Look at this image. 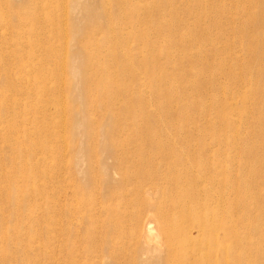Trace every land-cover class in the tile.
<instances>
[{
  "label": "rangeland",
  "instance_id": "1",
  "mask_svg": "<svg viewBox=\"0 0 264 264\" xmlns=\"http://www.w3.org/2000/svg\"><path fill=\"white\" fill-rule=\"evenodd\" d=\"M100 1L109 4L105 11L113 23L95 38L105 42V32L122 29L152 35L147 44L160 54L144 51L142 42L130 38L122 41L124 47L118 48L115 57L105 51L79 57L74 54L75 42H70L61 62L71 68L80 60L90 61L101 75L90 76L84 70L67 73L63 89L45 96L32 93L27 108L40 106L36 125L21 124L22 130H34L39 123L51 127L65 122L55 130L61 145L45 136L17 132L3 141V125L21 121L0 114V193L8 191L0 195V264H142L172 254H218L216 258L234 264L259 261L264 245V193L241 198L228 194L225 184L215 185L217 175L225 177V169L238 162H230L236 149L234 138L244 133L223 132L217 121L208 128L200 116L203 104L211 107L212 121L247 115L239 99L231 100L227 81L215 76L220 66L215 54L232 52L224 48L216 52L218 41L207 35L213 29L212 15L206 21L207 0H168L175 11L166 15L155 6L161 0H137L125 9L134 15L130 17L115 12L113 0ZM215 3L209 0L210 6ZM8 22L16 25L15 17ZM162 28L178 33H159ZM18 38L1 40L0 54ZM44 55L37 52L36 58ZM206 57L209 62L204 61ZM116 58L127 63L121 65ZM5 59L15 64V71L28 70V62L17 63L9 56L0 60ZM140 61L145 65L140 66ZM132 65H137L134 77L128 75ZM27 78L32 86L48 79L43 75ZM8 83L0 74V96L17 87ZM85 86L92 89L80 93ZM60 110L67 112L65 120ZM260 112L264 118V107ZM79 121L83 127H76ZM255 132L262 137L257 146H264L263 119ZM18 136L25 146H51L57 156L38 152L29 153V161L18 157L12 146ZM25 161L38 169L26 172ZM7 175L11 179L6 183ZM208 193L210 199L202 201ZM186 201L185 210L181 209L180 203ZM200 215L198 227L192 219ZM175 227L187 235L174 238L170 232Z\"/></svg>",
  "mask_w": 264,
  "mask_h": 264
},
{
  "label": "bare ground",
  "instance_id": "2",
  "mask_svg": "<svg viewBox=\"0 0 264 264\" xmlns=\"http://www.w3.org/2000/svg\"><path fill=\"white\" fill-rule=\"evenodd\" d=\"M136 1L137 0H113L115 12L122 13L129 17L134 16L130 14L131 11L129 13L125 9L137 4L138 2L136 3ZM153 3H156V1L154 0ZM108 5L109 4L104 2L101 3L100 0H0V41L5 40L9 36L19 37V41L14 45L1 49L0 59L9 56L13 57L17 63H29L27 66L28 70L20 67L15 71L13 70L15 64L8 62L6 59L2 62L0 60V74L4 75L5 81L9 82V85L17 84V87L13 88V90L3 92L0 96V114L10 116L11 118L14 117L16 121H21L7 124L5 127L3 125L1 129L3 133H5L2 137L3 141L8 142L11 139V133L14 134L17 132V135L45 136L49 138L51 142H54V144L60 143L61 145L62 139L59 140V136L56 135L55 130L57 128H62L65 122H63V125L56 122L51 127L46 123H39L37 124L38 129L34 130L28 128L22 130L21 124L36 125L35 116L40 106L32 105L34 107L30 106L31 108H27L29 105L28 101L31 99L29 97L32 93L34 94V92H36V94L38 93L45 96L58 87L63 89L67 81V73H80L81 70H84V72L90 76L98 77L101 75V71H97L90 61L88 64H84L82 60H80L77 65L75 62L71 68H68V66L63 64L64 62H61L64 54H67L70 42L71 44L75 42L76 52L74 54H77L79 57L89 54L90 52L105 54L104 51L115 57L118 48L121 46L124 47V42L122 41H128L130 38L142 42L145 49L144 51L150 52L151 54H160L147 44V41L153 39L152 35L140 36L137 33H128L122 29L114 32H105L107 36L105 42H100L98 38H95L102 33L101 31L104 27L113 23L109 17L108 11H105V7L107 8ZM119 6H122V9H119ZM155 6L158 8L160 7L159 9H162L165 15L175 11L168 0H161L159 5ZM147 7L148 6L145 8ZM206 7H209L207 8L209 13L207 12L206 14V21L211 20L208 19V15H212L211 17L213 19V22L211 21L213 29L208 31L207 35L210 38H216L218 41L216 52H220L222 48H224V51L229 50L232 52V54H215V58L217 57L220 63L218 72L215 76L227 81V90L230 93L231 100H233V97H235L236 100L239 99L247 115L244 118L237 116L235 120L232 117H227L220 120L214 118L212 121L211 107L208 104H203L200 116L202 123H205L208 128L212 126L211 122L215 123L217 121V123L222 126L223 132L228 133L230 131H236L235 133H244V136L237 134L234 138L236 149L235 154L231 156L230 162H235L234 160H238V162L235 163L236 165H234V167L230 166L225 169V177H221L223 174H218L215 179V185L223 183L227 187L228 194L247 198L254 194L264 193V171L263 173L261 172L262 169L264 170V146H257L258 140L262 137L255 132L258 122H260L261 119L264 120V118H261L262 112H260L264 107V0H216L214 6H210L209 0H207L205 9ZM159 9L153 8L154 11H159ZM210 10H213V13ZM147 15L149 14L145 12V19L148 18ZM135 16L139 17L138 14H135ZM10 17H15L16 25H11L8 22ZM129 17H127L126 20L131 21ZM133 25L134 23H132V26ZM137 25L138 24L135 23L136 27H138ZM225 28H227L228 31L225 30ZM163 31L170 36H174L178 33L177 29L168 30L166 28H162V30L158 32L160 33ZM59 41H62L64 45L59 43ZM32 45L36 46L38 49H33ZM37 52L44 53V57L36 58ZM240 52H244L245 54H236ZM205 59L206 62L210 61L207 57L204 58V61ZM116 61L121 65L127 63V60L124 59L119 60L116 58ZM128 63L133 64L131 61H128ZM143 64L145 65V62L143 63L140 61L139 65L141 66ZM136 66L137 65H134V70L128 73L129 76H135ZM30 75H35V77L37 75H43L47 76L48 79L37 81L34 83V86H32L27 78V76ZM80 78H82V76H80ZM33 79L36 78L33 77ZM90 88L91 87L85 86V90H83V87H80L79 92H85ZM223 90L226 91L225 89ZM129 91L130 90L127 92ZM22 96H26V98ZM14 97H19V99H15ZM88 105H90V102H88ZM20 106L24 107L21 111L22 113H16ZM55 113L57 114V112ZM59 116L61 119L65 120L67 112L60 110ZM28 117L30 118L28 119ZM82 122L83 121L77 122L76 127H83ZM216 139L217 138L214 137V141H216ZM12 141V146H14L13 151L22 159L29 161L28 154H36L38 152H48L57 156V152L54 148H51V146H45L40 149L38 148L39 145L36 144L25 146V144L21 142V137L19 136ZM12 146L9 145V147ZM45 161H47V159L40 160L39 163H44ZM39 163H36V165ZM64 167H66V165ZM23 169L26 172H30L34 169L37 170L38 167L32 164L31 169L29 163L27 164L25 161ZM35 173L37 174V172ZM199 177L198 179L201 181L202 176ZM4 179V182L7 183L11 178L7 175L6 177L4 176ZM24 179L26 181L29 179V176L26 175ZM34 179L37 181L39 179L38 175H35ZM5 193L8 194V191L2 190L0 195L4 196ZM208 199H210L209 193L205 198H202V201H207ZM188 203L189 201L180 203L181 209L185 210L184 206H187ZM218 217H222L221 213ZM196 219L193 218L192 221L196 222V225L200 227L198 222L202 221L201 215ZM206 223H208V221ZM194 225L195 223L193 226ZM233 228H235L234 225ZM217 233H219V231ZM170 234L174 238L187 235L186 232L180 231L177 227L171 229ZM188 235L192 236V233L188 232ZM216 237L217 236L214 238ZM184 239H186V237ZM216 239H218V237ZM217 243L216 241L215 245H218ZM201 246L202 245H198V247ZM162 249H164V247H162ZM27 254L31 253L27 252ZM216 256L219 255L215 254V257H181L172 254V256L159 258L152 263L145 260L146 262L142 264H234L226 259L221 261L220 258H216ZM127 264H135V262ZM245 264H264V245L261 248L259 261L249 260Z\"/></svg>",
  "mask_w": 264,
  "mask_h": 264
}]
</instances>
